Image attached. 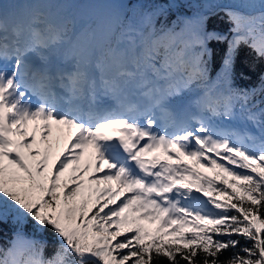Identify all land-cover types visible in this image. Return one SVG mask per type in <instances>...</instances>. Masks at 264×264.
Instances as JSON below:
<instances>
[{
	"label": "snow or ice",
	"instance_id": "obj_1",
	"mask_svg": "<svg viewBox=\"0 0 264 264\" xmlns=\"http://www.w3.org/2000/svg\"><path fill=\"white\" fill-rule=\"evenodd\" d=\"M17 7L0 4V222L50 230L59 249L46 259L16 233L0 264H264V72L233 82L242 44L264 61V0L239 6L258 15L216 5L226 32L202 13L156 29L133 10L74 34L51 0ZM185 91L200 94L178 111ZM237 114L259 134L212 123Z\"/></svg>",
	"mask_w": 264,
	"mask_h": 264
},
{
	"label": "trees",
	"instance_id": "obj_2",
	"mask_svg": "<svg viewBox=\"0 0 264 264\" xmlns=\"http://www.w3.org/2000/svg\"><path fill=\"white\" fill-rule=\"evenodd\" d=\"M52 3L60 5V14L70 23L68 27H72V19L69 15L71 8H65L63 2L59 0H51ZM143 14L146 12H155V28L172 27L173 22H177L178 18L192 17L197 13H202L207 17L206 30L207 31H221L226 32L229 28L227 17L220 7L216 5H236L237 10L245 11L251 15H258L262 9L256 7L255 9H243L240 5L247 2V0H143L142 1ZM259 3V0H255ZM85 3V0H73V5L79 6ZM211 6V7H210ZM157 10V11H156ZM93 20H91L83 31H89L93 27ZM147 31V29H145ZM179 31V25L176 28ZM208 47L214 54L212 64L213 71L211 75L215 77L218 71L220 58L224 49V45L212 41ZM264 72V61L257 60L249 47L241 45L237 51L236 62L233 72V82L235 87L248 88L259 83V76ZM194 94H200L199 91H185L181 96L173 98L176 100L184 99ZM218 125L226 130L237 132H248L251 135H258L259 130L247 119L240 115H235L231 120L224 117H214ZM65 175L64 178H66ZM156 225L150 223L144 226L145 230L151 232ZM16 233H20L26 240L35 241L37 247L43 248V256L48 259L54 256L59 249V242L50 230L44 232L36 231L29 221L27 223H14L11 216L8 217L7 222H0V248L7 249L10 247V242L14 239ZM227 255V253L225 254Z\"/></svg>",
	"mask_w": 264,
	"mask_h": 264
},
{
	"label": "rangeland",
	"instance_id": "obj_3",
	"mask_svg": "<svg viewBox=\"0 0 264 264\" xmlns=\"http://www.w3.org/2000/svg\"><path fill=\"white\" fill-rule=\"evenodd\" d=\"M62 1L63 6L65 8H71L69 15L72 19V27L70 28L74 34H78L82 32L86 27L85 25L89 23L91 20L93 22L97 18L94 27L91 28L95 29L96 26L100 23L102 19H104L106 16L109 15H119L123 17L125 20L133 15V10L136 13V19L139 21L143 17V11H142V1L139 0L135 4H132L129 2V0H85V3L74 6L72 4L73 0H59ZM36 0H0V4H15L17 5V11L23 12L26 10V6L35 3ZM157 11V10H156ZM130 98L135 100V95L132 94V90H130ZM35 102V98H33ZM194 99H192L193 101ZM173 106L178 110H184L189 109L192 110L191 101H187L184 106H181L177 108L175 104L172 103ZM81 107L87 108V102H83ZM213 123V122H212ZM214 124V123H213ZM215 125V124H214ZM220 128V126L215 125ZM60 136V142L59 146L55 145V139L57 136ZM37 138L39 139V134H37ZM53 140V147L54 151L58 153L60 150H62L64 144L67 142V134H60L57 132H53V137L51 138ZM63 139V140H62ZM60 149V150H59ZM87 157H83L81 160V163L83 164L86 161ZM67 175V173L65 174ZM143 226H147L150 223L147 221H141Z\"/></svg>",
	"mask_w": 264,
	"mask_h": 264
},
{
	"label": "bare ground",
	"instance_id": "obj_4",
	"mask_svg": "<svg viewBox=\"0 0 264 264\" xmlns=\"http://www.w3.org/2000/svg\"><path fill=\"white\" fill-rule=\"evenodd\" d=\"M137 1H139V0H129V2L130 3H132V4H135ZM108 101H111V100H109V99H105L104 101H103V103L104 102H108ZM63 140V139H62ZM60 150V149H59Z\"/></svg>",
	"mask_w": 264,
	"mask_h": 264
}]
</instances>
